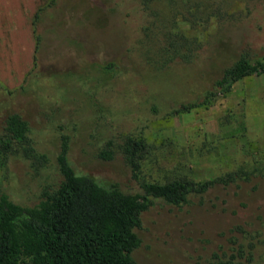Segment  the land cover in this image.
Segmentation results:
<instances>
[{
	"label": "rangeland",
	"instance_id": "rangeland-1",
	"mask_svg": "<svg viewBox=\"0 0 264 264\" xmlns=\"http://www.w3.org/2000/svg\"><path fill=\"white\" fill-rule=\"evenodd\" d=\"M39 15L35 68L21 87H0V120L19 113L47 160L10 155L0 162V191L23 205L37 203L44 186L60 181L55 157L65 135L77 171L128 191L143 180L253 173L178 207L156 201L142 213L138 264H212L234 240L233 225L264 232V73L173 115L181 102L202 97L240 54L264 55L263 0H152L148 10L139 0H53ZM167 32L192 43L190 61L156 63L142 41ZM110 63L114 74L103 72ZM127 134L149 145L137 177L121 154L97 156L107 139ZM258 249L253 263L264 264V243Z\"/></svg>",
	"mask_w": 264,
	"mask_h": 264
},
{
	"label": "trees",
	"instance_id": "trees-1",
	"mask_svg": "<svg viewBox=\"0 0 264 264\" xmlns=\"http://www.w3.org/2000/svg\"><path fill=\"white\" fill-rule=\"evenodd\" d=\"M151 1L139 0L147 10ZM51 2L49 0L48 5ZM36 38L38 52L37 33ZM147 40L142 41L143 46L160 66L177 58L190 61L195 49L179 32H167L161 39ZM151 46L153 50L149 49ZM146 49L143 48V52ZM102 69L104 73L114 74L115 64H106ZM263 73L264 55L242 53L222 69L202 97L181 102L173 115L208 105L218 92H229L236 81ZM0 87L6 89L1 84ZM29 132L28 121L19 113L9 112L3 116L0 120L1 163L7 162L10 155L22 156L32 163L47 160L46 154L36 150ZM68 152V139L64 135L55 157L60 181L54 186H44L37 203L23 205L6 191H0V264H138L133 252L141 242L138 230L142 213L156 201L178 207L217 184L228 185L253 176L251 171L238 170L203 180L186 176L165 181L143 180L137 191H128L117 181L77 171ZM148 152L149 145L144 138L127 134L119 140L107 139L97 156L108 161L121 154L137 177L140 162ZM231 231L235 233L234 240L227 249L220 248L222 256H216L212 264H235V261L256 264L253 260L259 245L264 243V232L249 230L242 224L233 225Z\"/></svg>",
	"mask_w": 264,
	"mask_h": 264
},
{
	"label": "crops",
	"instance_id": "crops-1",
	"mask_svg": "<svg viewBox=\"0 0 264 264\" xmlns=\"http://www.w3.org/2000/svg\"><path fill=\"white\" fill-rule=\"evenodd\" d=\"M53 1V0H52ZM49 0H0V83L19 87L37 60L36 22Z\"/></svg>",
	"mask_w": 264,
	"mask_h": 264
}]
</instances>
